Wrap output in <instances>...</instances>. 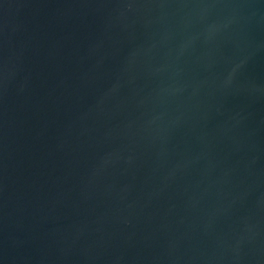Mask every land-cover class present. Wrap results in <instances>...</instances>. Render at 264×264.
Returning <instances> with one entry per match:
<instances>
[{
	"label": "water",
	"instance_id": "water-1",
	"mask_svg": "<svg viewBox=\"0 0 264 264\" xmlns=\"http://www.w3.org/2000/svg\"><path fill=\"white\" fill-rule=\"evenodd\" d=\"M0 264H264V0H0Z\"/></svg>",
	"mask_w": 264,
	"mask_h": 264
}]
</instances>
